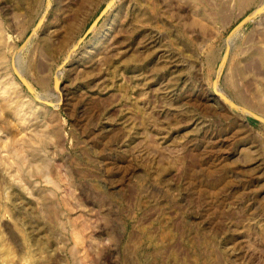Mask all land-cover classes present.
<instances>
[{
  "label": "rangeland",
  "instance_id": "1",
  "mask_svg": "<svg viewBox=\"0 0 264 264\" xmlns=\"http://www.w3.org/2000/svg\"><path fill=\"white\" fill-rule=\"evenodd\" d=\"M0 264H264V0H0Z\"/></svg>",
  "mask_w": 264,
  "mask_h": 264
},
{
  "label": "water",
  "instance_id": "2",
  "mask_svg": "<svg viewBox=\"0 0 264 264\" xmlns=\"http://www.w3.org/2000/svg\"><path fill=\"white\" fill-rule=\"evenodd\" d=\"M98 20V19H97ZM93 27H94V24H92L87 30H86V32L84 33V35H83V38H85L89 33H90V31L93 29ZM22 80V82L28 87V85H27V82L25 81V80H23V79H21ZM59 81L58 80H56L55 81V88L58 90L59 89Z\"/></svg>",
  "mask_w": 264,
  "mask_h": 264
}]
</instances>
